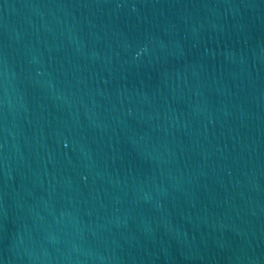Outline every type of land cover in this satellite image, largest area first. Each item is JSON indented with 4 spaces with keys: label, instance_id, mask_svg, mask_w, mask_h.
<instances>
[{
    "label": "water",
    "instance_id": "obj_1",
    "mask_svg": "<svg viewBox=\"0 0 264 264\" xmlns=\"http://www.w3.org/2000/svg\"><path fill=\"white\" fill-rule=\"evenodd\" d=\"M0 264H264V0H0Z\"/></svg>",
    "mask_w": 264,
    "mask_h": 264
}]
</instances>
